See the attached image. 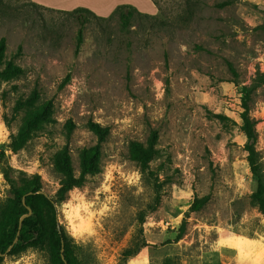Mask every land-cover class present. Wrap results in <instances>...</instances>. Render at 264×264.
Listing matches in <instances>:
<instances>
[{
    "label": "rangeland",
    "instance_id": "374dc122",
    "mask_svg": "<svg viewBox=\"0 0 264 264\" xmlns=\"http://www.w3.org/2000/svg\"><path fill=\"white\" fill-rule=\"evenodd\" d=\"M145 1L131 5L142 15L126 30L118 19L85 14L76 53L77 16L60 11L78 8L0 0V40L22 70L0 78V208L11 196L5 173L17 187L39 176L55 198L67 150L79 177L80 152L98 141L93 122L110 129L101 171L57 204L81 264H264V214L252 201L257 184L241 130L249 94L264 175V0ZM31 97L36 107L50 103L53 122L12 152L30 113L16 112V102ZM152 133L150 179L131 159V143ZM155 179L163 188L153 210ZM142 240L147 246L124 260ZM3 264H50L49 250Z\"/></svg>",
    "mask_w": 264,
    "mask_h": 264
},
{
    "label": "trees",
    "instance_id": "16d2710c",
    "mask_svg": "<svg viewBox=\"0 0 264 264\" xmlns=\"http://www.w3.org/2000/svg\"><path fill=\"white\" fill-rule=\"evenodd\" d=\"M153 1V0H152ZM156 6L157 2H153ZM39 6L35 3H32ZM220 7L225 4L218 5ZM42 7V6H40ZM71 16H77L80 29L77 35L76 53H79L83 44L84 27L88 22L85 14H90L102 20L120 21L123 30H126L135 14L142 15L135 7L123 5L117 7L113 13L107 17H98L92 11L85 8H78L71 12L60 11ZM146 16H151L145 14ZM20 67L14 65L7 60L6 40H0V78H10L14 75L21 74ZM70 80L68 76L66 82ZM250 96L246 95L241 113L242 127L241 130L246 137L244 152L246 160L249 164L250 171L255 178L257 187L252 196L254 206L264 214V175L260 165V158L256 148L258 134L256 131L257 122L251 116V108L249 105ZM14 110H26L30 113L21 128L19 134L11 142V151L17 152L21 150L30 139L35 137L39 132L45 129V126L53 122V109L50 103L35 106L33 98L26 100L18 99ZM219 120H225L226 117L216 115ZM71 123L69 128L71 130ZM98 138L97 144L91 148L83 149L80 154V176L76 177L74 168L67 150H65L57 165V171L62 176L60 187L55 195L51 198L42 191L41 179L39 176L34 177L29 183L22 187H17L15 182L5 173V179L11 187L10 197L3 203L0 208V264H3L6 257H17L28 249H35L46 246L49 250L50 264H81L77 254V246L73 239L68 236L64 227L59 224L57 204L67 200L68 194L84 185L87 176H94L101 171L102 161V145L110 134L108 127H103L97 123L90 122L88 125ZM157 135L152 133L146 143H131V159L136 161L142 172L148 178H155L154 172L151 170L150 164L156 154ZM163 183L155 179L156 196L154 200L153 210H156L161 203V191ZM25 204H24V202ZM204 200L194 204L195 210L202 207ZM28 209L32 211V215L21 219L28 214ZM141 224H144L142 218ZM144 240L135 248H130L124 252V260L137 256L140 250L146 247ZM124 264V263H123Z\"/></svg>",
    "mask_w": 264,
    "mask_h": 264
},
{
    "label": "crops",
    "instance_id": "0c3cea01",
    "mask_svg": "<svg viewBox=\"0 0 264 264\" xmlns=\"http://www.w3.org/2000/svg\"><path fill=\"white\" fill-rule=\"evenodd\" d=\"M39 6L50 7L60 10H71L75 8H86L98 15H111L116 7L123 5H139L141 8H147L145 0H32ZM152 1V0H151ZM153 8L158 12L157 6ZM134 7V6H133ZM140 12V11H139ZM142 13V12H140ZM145 14V13H143ZM150 15V14H148ZM99 17V16H98Z\"/></svg>",
    "mask_w": 264,
    "mask_h": 264
},
{
    "label": "water",
    "instance_id": "95a60500",
    "mask_svg": "<svg viewBox=\"0 0 264 264\" xmlns=\"http://www.w3.org/2000/svg\"><path fill=\"white\" fill-rule=\"evenodd\" d=\"M39 193H44V192L41 191V192H39ZM23 202H24V201H23ZM24 204H25V202H24ZM30 215H32V211H31L30 209H28V214L25 215V216L21 219V222H22L25 218L29 217Z\"/></svg>",
    "mask_w": 264,
    "mask_h": 264
}]
</instances>
